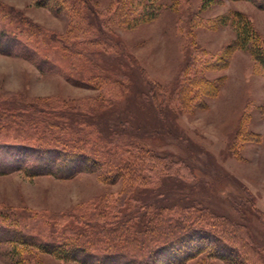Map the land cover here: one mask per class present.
<instances>
[{
	"label": "rangeland",
	"instance_id": "rangeland-1",
	"mask_svg": "<svg viewBox=\"0 0 264 264\" xmlns=\"http://www.w3.org/2000/svg\"><path fill=\"white\" fill-rule=\"evenodd\" d=\"M38 1L0 0V31L5 27L41 51L38 56L0 51V111L34 121L4 124V140L27 136L38 145L36 136L46 134L67 142L79 132L111 157L129 144L127 149L143 146L175 163L143 173L145 181H133L129 197L122 177L104 182L99 171L66 178L24 170L0 174V209L29 210L30 217L19 219L44 238L63 223L87 227L90 217L80 221V213L94 210L102 226L136 217L133 234L151 210L158 220L225 218L247 225L250 242L264 256V65L252 53V41L245 47L236 43L242 17L264 44V0H89V10L81 8L86 18L95 15L88 19L91 27L66 8ZM128 2L137 7L136 17L142 14L131 26L124 22ZM31 24L43 26L49 36ZM55 36L74 45L50 57L56 68H43L39 64L50 50L44 43L58 44ZM203 79L212 85L204 89ZM184 85L192 89L188 96L197 93L186 102L192 110L182 106ZM153 86L164 96L157 106L148 98ZM149 200L158 202L157 210L136 213ZM69 213L72 217L65 219ZM8 238L0 240V264H83L38 247L28 236L24 242ZM97 239L105 238L88 239L93 251L102 247ZM186 264L234 263L202 253Z\"/></svg>",
	"mask_w": 264,
	"mask_h": 264
},
{
	"label": "trees",
	"instance_id": "trees-1",
	"mask_svg": "<svg viewBox=\"0 0 264 264\" xmlns=\"http://www.w3.org/2000/svg\"><path fill=\"white\" fill-rule=\"evenodd\" d=\"M88 1L89 0H39L38 2L45 6L66 8L71 15L80 16L82 18L81 23L84 22L86 26L88 24L89 27H91L92 23H90L88 19L90 17L94 18L95 15L86 18L81 8L84 7V4L87 10H89L88 7L90 6ZM132 6V3L128 2L125 5L126 9L124 8L126 11L124 13V22L128 24L126 26L135 24L137 18L140 19L142 15L138 14L136 17L134 15V10H136L137 7L133 6V8ZM6 10L9 11V9ZM12 11L17 14L14 10ZM22 18L24 19V17ZM24 21L25 20H22L21 23L23 24ZM31 26L35 27L43 36L44 34L49 36V33L46 32V28L43 26L34 24H31ZM5 29L4 27V29L2 28L0 31V51L11 52L17 49L31 54L34 53L35 56L41 53V51L38 53L35 44L23 41L18 34H10ZM237 30L239 32V37L236 43L241 45V47H245L252 41L250 45L252 53L256 60L264 65V44L262 41L260 42L258 40V33L253 30L250 21L241 17V19L237 21ZM85 38L86 41H92L91 39H87V37ZM55 42L58 44L55 45L50 41L44 43L50 50H47L48 57L46 56L42 59V63L39 64L41 67L56 68L57 62L54 59V53H58L61 47L70 49V47L74 45V43H70L65 40V38H60L59 36H55ZM52 56L54 57L53 60L50 58ZM199 82L204 89L207 84L212 85V83L206 79L200 80ZM199 82L198 86H200ZM182 91L185 94L181 98L182 106L185 107V109L192 110L191 105L189 103V105L186 104V102H190L193 100V97H196V91L194 96H188L187 93L192 91V89L187 86L185 87V85ZM148 98L149 101L156 106L164 102L163 94L159 93L157 89H154V86ZM1 112H5L6 115L2 116L0 114V135L5 134L4 128L6 126L4 124L16 125L17 122H22L23 124L27 123L28 125L34 124V121L26 118L24 119L22 116L16 119L14 113L8 111H0V113ZM65 115L70 116L69 113H65ZM32 128L36 131L34 126H32ZM48 131L51 132V129L47 130V132ZM75 135L76 137L74 139H65L67 142L57 139L56 137L49 139L46 134L36 136L40 139L38 145H34L27 141V136H13V140H9L10 137L6 136V140H4V136L1 135L0 174L24 170L30 175L54 173L59 177L66 178L72 177L82 170L99 171L101 179L104 182L112 183L117 177H122L127 182L126 189L124 190L125 197H129L131 196L132 182L136 179L145 181L143 173L148 170L150 172H160V170L168 168L167 165H173L175 163V161H168V159L165 161L164 158L159 157V155L145 149L143 146L134 147L131 145L132 149H127L129 144H126L127 146L125 145V148L123 145H120L123 153H118V155L111 157L109 153H107L108 155L104 154L95 143L91 142L88 136L81 135L79 132ZM33 152L36 153V156L31 158L30 154ZM30 159L36 162V166L30 168L25 165L26 161ZM143 202L141 203V208H138L136 212L139 213L140 209H144V211L141 212L142 216L148 214L149 208L156 209V207L153 206L154 204L157 203L158 205V202L155 200ZM198 204L201 205L202 203ZM206 210L207 209L204 210V214L208 213ZM95 211L96 210H94L92 214L89 212L85 214L84 212L80 213L78 219L80 221L83 218L90 217L85 223L87 227L89 226L88 228H73L63 223L61 224L63 228L52 230L48 233L49 236L44 238L37 232L34 233V231L27 229L31 225L30 223L19 219V216H21V218L30 217L28 215L32 213L29 214V210L24 208H17L12 211L0 209V223L5 224L0 226V240L9 237L8 239L14 242H24L23 239L28 236L31 243L38 245V247L52 252L62 259H74L83 264H186L190 256L194 257L202 253H205L207 256H221L234 264H264V256L261 254L260 249L254 247L249 240L250 231L247 225L241 223H233L231 220L225 218L218 219V217H215L214 220L211 218L206 219L205 216H203V218L206 220V223H199L197 222L198 219L191 220V218L184 217H170L169 220H166V218L158 220V217L153 216V210H151V215L148 217L147 222L138 228V232L136 231V233L133 234L132 231H134V229L132 227L136 223V217L135 221L125 217L116 225L102 226L98 223L99 218L96 217L99 214H96ZM211 213L212 212H210V214ZM68 215H70V213L64 218L67 219L72 217ZM49 216H51L50 219H56L53 214ZM34 221L35 225H38L36 223L41 221V216L36 213ZM56 228H58V226H56ZM32 229L35 230L34 227ZM40 230L44 229L40 228ZM58 231H60L59 234ZM141 233H149V237L144 239L140 237ZM31 234H33V238ZM99 235H102L105 239H97V242L101 243L100 245H102V247H99L97 251H93L89 247V244H87L88 242L90 243L88 239L90 237L97 238ZM152 240H154V244L146 249V246L152 242Z\"/></svg>",
	"mask_w": 264,
	"mask_h": 264
}]
</instances>
